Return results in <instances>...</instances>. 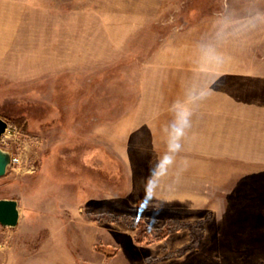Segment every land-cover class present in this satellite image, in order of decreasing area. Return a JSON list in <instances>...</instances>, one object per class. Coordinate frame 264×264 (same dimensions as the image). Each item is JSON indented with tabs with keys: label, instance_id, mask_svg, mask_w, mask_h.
<instances>
[{
	"label": "rangeland",
	"instance_id": "1",
	"mask_svg": "<svg viewBox=\"0 0 264 264\" xmlns=\"http://www.w3.org/2000/svg\"><path fill=\"white\" fill-rule=\"evenodd\" d=\"M0 264H264V0H0Z\"/></svg>",
	"mask_w": 264,
	"mask_h": 264
},
{
	"label": "water",
	"instance_id": "2",
	"mask_svg": "<svg viewBox=\"0 0 264 264\" xmlns=\"http://www.w3.org/2000/svg\"><path fill=\"white\" fill-rule=\"evenodd\" d=\"M8 123L0 118V138L5 133ZM11 153L0 147V177L4 176L11 164ZM20 218L18 202L14 199H0V225L15 227Z\"/></svg>",
	"mask_w": 264,
	"mask_h": 264
},
{
	"label": "built area",
	"instance_id": "3",
	"mask_svg": "<svg viewBox=\"0 0 264 264\" xmlns=\"http://www.w3.org/2000/svg\"><path fill=\"white\" fill-rule=\"evenodd\" d=\"M7 129H8V126H7ZM6 129V130H7ZM6 132V131H5ZM3 136V135H2ZM1 136V137H2ZM11 157H12V160H11V164L9 165V167H11L12 165H14L16 162H18V160L14 157V155L11 153ZM19 163V162H18Z\"/></svg>",
	"mask_w": 264,
	"mask_h": 264
}]
</instances>
